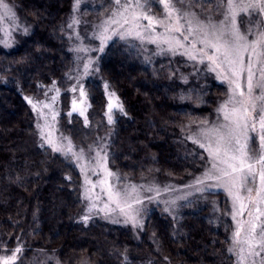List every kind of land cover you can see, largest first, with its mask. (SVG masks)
<instances>
[{
	"label": "trees",
	"instance_id": "16d2710c",
	"mask_svg": "<svg viewBox=\"0 0 264 264\" xmlns=\"http://www.w3.org/2000/svg\"><path fill=\"white\" fill-rule=\"evenodd\" d=\"M32 25L15 50L0 49V239L8 251L21 248L20 260L37 251L52 253L61 264H235L233 226L226 217L213 221L210 208L181 206L178 220L155 210L138 239L129 228L79 219L82 209L80 171L40 143L27 98L41 99L52 85L61 94L60 129L86 148L110 130V167L129 181L156 176L160 182H190L207 167L203 149L189 131L211 117L225 96L213 83L199 105L186 97L188 85L166 67L143 63L126 43L107 46L99 72L116 92L122 111L110 128L107 94L88 81V124L69 114L68 75L73 54L63 23L73 0H10ZM158 68V69H157ZM218 210H224L221 200Z\"/></svg>",
	"mask_w": 264,
	"mask_h": 264
},
{
	"label": "rangeland",
	"instance_id": "374dc122",
	"mask_svg": "<svg viewBox=\"0 0 264 264\" xmlns=\"http://www.w3.org/2000/svg\"><path fill=\"white\" fill-rule=\"evenodd\" d=\"M5 2L12 8L14 18L11 14H4L3 10H0V15L4 16V18L0 19V49L10 52L15 50L20 42L30 35L32 25L23 16L16 2L10 0H5ZM142 2L145 3L148 14L153 15L157 19L164 20L163 25H157L154 32L145 34L146 36L150 34L159 38V44L149 43L147 39L141 41L133 37L121 39L118 35L112 34L111 28L118 27L112 25L107 33L110 39L104 42L103 50L101 51V41L98 37L103 29L100 26L117 10L114 0H73L71 12L65 19L62 28L63 36L68 43L74 59V66L67 79L68 88L65 91L69 96L68 113L80 115L81 110H84V115L80 116L84 121L86 118L88 124L89 93L86 83L88 81H98L103 85L107 94L106 117L110 128H112L115 120L114 112L120 110L122 107L116 92L108 87L107 82L100 75L99 63L101 56L109 44L123 42L128 44L140 56L143 63L150 68L155 69V65L160 63L159 69L166 67L174 71L176 79L182 84L189 86L186 97L193 105L201 103L203 99L201 98L202 92L207 86L216 83L224 88L225 96L217 103L213 115L205 117L202 122H199L196 127L189 131V140L192 143L194 137L200 139L201 142H206L203 137L199 136L200 129L225 123L223 114L218 109L230 95V86L226 81L218 78L216 72L209 70V62L206 58L203 63L200 62L198 50L203 46L198 42L201 38L199 34L195 36V39L190 37V40L196 45L194 54L197 55V59H190L187 55H181L180 53L185 51L184 48L177 49L175 54L169 51L168 45L163 43V40L179 37V33L167 32L165 30V25H168L169 21L164 19L165 10L158 0H142ZM219 3L220 0H185L184 4H177V7L181 8L182 12L189 11L195 13V16L191 17L194 25L197 23V18L199 20H206L211 17L214 23H218L223 19V16L216 9ZM223 11L224 9L221 8L220 12ZM142 23L147 24L148 22L145 20ZM180 23L184 24L185 22L181 20ZM237 23L242 33H247L249 29L255 32L257 30L256 26L259 24V18L241 15L238 16ZM174 25L175 21L173 20ZM186 27L187 25L185 24ZM119 31H123V29H119ZM185 35H187V32H185ZM254 38V35L250 34L248 36L249 40ZM182 42L186 48L191 50L189 41ZM77 49L86 50L77 51ZM206 51L211 54L212 50L206 49ZM89 61H91L90 64ZM245 61H247V54H245ZM85 64L89 65L87 71L84 68ZM241 82H244L243 78ZM81 91L84 92V96H81ZM63 92L58 85L54 84L46 90L43 98L34 99L28 97L27 100L32 101L30 106L35 117L34 122L37 125L40 143L43 146L49 147L52 152L69 160L81 173L82 209L79 217L80 220L84 222L101 221L108 224L120 225L132 230L135 238L138 239L144 230L146 217L150 212L161 210L178 220L181 206L189 203L197 208H202L203 206L209 207L211 217L215 222H220L228 217L233 226L232 235L235 231L237 220L244 222L245 231L242 232L241 239L244 238L249 227L247 222L251 220V217L245 214L244 216L237 217V220L233 219L234 202L232 197L224 187L220 186L221 182L214 178L216 173H213V178L211 179L205 176V173L211 167L209 163L210 158L205 149L200 147L208 157V165L200 175L188 183L183 185L172 181L163 183L156 176L136 182L129 181L110 167V130L98 136V140L92 145L83 148L77 146L60 129L59 115L61 113V94ZM113 93L115 96L112 95ZM110 100L115 105L111 112L108 109ZM33 105H35V110ZM45 105H48V107H45ZM53 115H55V120H53ZM109 116L112 119L111 123H109ZM251 135L256 136L258 133H252ZM48 139H51L53 144L47 143ZM69 142L72 149L71 152L67 151ZM197 145L199 146V144ZM54 146L59 147L61 150H54ZM108 172H111L113 175L108 176ZM198 180L203 181V183H198ZM105 181L106 183H104ZM109 186H111L113 191L127 194L120 201V206L125 209L123 213L116 208L115 203L109 201L107 194ZM249 186L251 187L252 185ZM86 193L89 197L88 199H85ZM241 195L246 197V193L243 191ZM254 196L255 193L253 192ZM137 200L140 203H137ZM221 200L225 201L226 206H224V210H218L217 208L220 206L219 202ZM93 204L95 208L89 212L88 209ZM105 204L116 210L112 212L101 211V209H104ZM127 204H131V208H128ZM261 208L264 209V205H261ZM85 216L88 217L87 221L83 219ZM231 247H233L232 243ZM12 252L14 251L10 252L7 250L6 245L0 239V256L11 255ZM17 255L16 264H61L54 254L45 251H37L31 258L24 261L20 260L19 254ZM82 264L90 263L86 261ZM235 264H237V258Z\"/></svg>",
	"mask_w": 264,
	"mask_h": 264
},
{
	"label": "snow or ice",
	"instance_id": "6c2138e0",
	"mask_svg": "<svg viewBox=\"0 0 264 264\" xmlns=\"http://www.w3.org/2000/svg\"><path fill=\"white\" fill-rule=\"evenodd\" d=\"M158 2L165 10L164 19L169 21L168 25H165V30L179 33V37L163 40V43L168 45V50L175 54L177 49L184 48L185 51L180 53L181 55L197 59V55L194 54L196 45L190 37L195 39V36L199 34L201 38L198 42L203 46L198 50L200 62L203 63L206 58L209 62V70L216 72L218 78L226 81L230 86V95L218 109L223 114L225 123L201 128L199 136L206 142H201L194 137L193 143L199 144V147L208 152L211 167L205 176L211 179L213 173H216L214 178L221 182L220 186L224 187L232 197L233 219L237 220V217L245 214L251 217V220L247 222L249 227L243 239L241 235L245 231V224L237 220L231 237L233 247H230L228 251L236 256L237 264H264V209L261 208V205H264V0H220L216 9L223 19L214 23L211 17L206 20L197 18L195 25L191 19L195 13L182 12L181 8L177 7V4H184L185 0H158ZM114 3L117 10L100 26L103 29L98 37L101 41V51L104 42L110 39L107 33L112 25L118 26L111 28L112 34L118 35L121 39L133 37L159 44V38L145 34L154 32L157 25H163V19H157L148 14L142 0H114ZM221 8L224 9L223 12H220ZM0 10H3L4 14H11L14 18L12 8L5 0H0ZM241 15L259 18L255 32L252 29H249L247 33L241 32L237 23V18ZM2 18L4 16L0 15V19ZM145 20L147 24L142 23ZM181 20L185 23L181 24ZM250 34L255 38L249 40ZM182 41H189L191 50L186 48ZM206 49H211V54ZM85 50L77 49V51ZM245 54H247V61H245ZM88 67V64L84 65L85 71ZM80 94L84 96L83 91ZM112 95L115 96L114 93ZM29 103L32 101L29 100ZM114 106L110 100L109 112ZM33 108L35 110V105ZM80 115H84V110H81ZM111 122L112 119L109 116V123ZM85 124H87L86 118ZM252 133H258V135H251ZM47 143L53 144V141L48 139ZM54 150L61 149L54 146ZM71 150L69 142L67 151L71 152ZM107 175L113 174L108 172ZM197 182L203 183L199 180ZM242 191L246 193V197L241 195ZM107 194L109 201L115 203L116 208L123 213L125 209L120 206V201L127 194L113 191L111 186L108 187ZM88 198L86 193L85 199ZM136 202L140 203L139 200ZM127 207L131 208V204H127ZM93 208H95L94 204L88 211L91 212ZM105 210L112 212L116 209L105 204L101 211ZM83 219L87 221L88 217L85 216ZM21 251L22 249L18 247L11 255L0 256V264H16L17 254Z\"/></svg>",
	"mask_w": 264,
	"mask_h": 264
}]
</instances>
